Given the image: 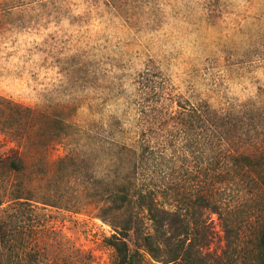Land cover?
Instances as JSON below:
<instances>
[{
    "label": "rangeland",
    "instance_id": "rangeland-1",
    "mask_svg": "<svg viewBox=\"0 0 264 264\" xmlns=\"http://www.w3.org/2000/svg\"><path fill=\"white\" fill-rule=\"evenodd\" d=\"M82 3L74 15V0H0V225L21 264L116 263L110 241L127 214L115 218L96 188L103 173L123 176L113 174L116 155L136 170L131 183L170 185L158 203L183 215L156 232L134 210L125 238L134 264H172L187 223L205 264H259L264 182L221 184L222 203H240L233 231L226 216L186 207L182 195L208 200L215 184L185 172L197 164L184 148L190 117L184 124L180 113L205 103L227 117L234 147L264 163V0H115L119 11ZM101 4L96 16L108 20L94 33L89 9ZM144 139L153 155L143 159ZM236 191L242 199L232 201ZM0 264H15L4 249Z\"/></svg>",
    "mask_w": 264,
    "mask_h": 264
},
{
    "label": "trees",
    "instance_id": "trees-1",
    "mask_svg": "<svg viewBox=\"0 0 264 264\" xmlns=\"http://www.w3.org/2000/svg\"><path fill=\"white\" fill-rule=\"evenodd\" d=\"M103 1L108 7L119 11L120 6H116L115 0ZM180 114L184 124L187 123L184 120L186 118L184 116L190 117L188 120L190 129L193 131V138L192 140H186L187 138L184 140L186 143L184 148L186 152L188 150L192 154L194 163L197 164L195 172H185L195 179H198V175L203 172L205 179L209 183L215 184V188L209 193L208 200H206L207 196L203 195V193L194 199L182 195L181 198L185 201L184 205L190 207V205L197 203L212 213L226 216L225 228L233 231L235 226H237L235 215L240 203L238 201V203L232 205H224L221 201L223 189L220 186L225 183L231 186L239 181L252 182L255 186L258 185L259 180L264 182V168L261 167L264 163L260 161V157L255 153L247 152L245 147H234L239 136L231 137V126L227 122V117H222L205 103L192 106L188 111H182ZM141 146L143 148L141 152L143 159L147 152H151L153 155L145 139L142 140ZM119 153H130L133 156L137 152L131 147L121 146ZM262 155L264 156L263 153ZM119 156L116 155L113 160V167L115 168L113 174L116 178L120 174H123V176L121 175L116 180L112 179L111 172L100 175L97 182L98 186L96 187L98 190L97 196L98 200L104 204L105 209L113 213L115 218L118 215L127 214L119 225H114V228L118 230V236H112L114 241L111 240L110 245L116 252L117 260L115 264H134L133 257L128 254V245L125 240L129 231L135 229L133 227L132 212L136 209L145 211L149 219L154 223L156 232L161 229L164 220L175 223L180 221L183 215L179 214L178 210L173 209L174 207L167 209L158 203V198L161 196H170V185L165 186L158 182L154 183L152 179H143L140 184L136 179L131 183V174L133 172L136 173V170L129 173L125 164L120 161ZM204 164L205 167L202 169ZM11 167L13 170H19L18 161H12ZM230 199L232 201L234 199L241 200L242 196L236 191V193H231ZM1 204L0 199V206ZM192 231L196 232V234L199 232L197 226L194 229H190L189 223L185 227L183 226L182 238L177 242L175 248L170 251L171 256L166 263L205 264L204 258L199 254L197 235L195 233L192 234ZM145 239L152 241L151 237H146ZM12 241L13 238L7 226L1 224L0 249L8 252V260L11 259L15 264H21V259ZM170 244V239H166L165 246L169 247ZM259 248V264H264V235L260 238ZM28 256H30V253Z\"/></svg>",
    "mask_w": 264,
    "mask_h": 264
},
{
    "label": "clouds",
    "instance_id": "clouds-1",
    "mask_svg": "<svg viewBox=\"0 0 264 264\" xmlns=\"http://www.w3.org/2000/svg\"><path fill=\"white\" fill-rule=\"evenodd\" d=\"M74 2L77 3V4H79L80 7L74 9L73 14L74 15H81V14H83V12L85 10V6L82 3V0H74ZM89 11H91L92 16H93V19L91 20L90 25H89V27L91 28L92 32H94V33L95 32H103V30H104V28L106 26V22L108 20L107 14H104L102 17H99V18L96 16V11H100L101 13H103L104 10H103L102 4H101V7L99 9H97V10H91V9H89ZM64 26L67 27V23L66 22H65V25ZM167 30H168L167 28L163 29L162 32L159 33L158 35H162L163 32H166ZM109 31H111V29H109ZM26 38L27 37H24L22 39H26ZM38 42L39 41H37V43ZM9 50H11V49H9ZM12 62L15 63V60H13Z\"/></svg>",
    "mask_w": 264,
    "mask_h": 264
}]
</instances>
